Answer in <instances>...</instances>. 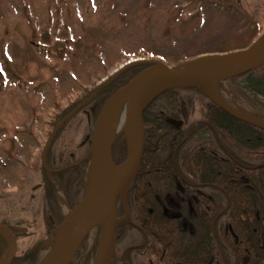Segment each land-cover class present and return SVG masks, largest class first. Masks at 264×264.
I'll return each mask as SVG.
<instances>
[{
  "label": "rangeland",
  "instance_id": "374dc122",
  "mask_svg": "<svg viewBox=\"0 0 264 264\" xmlns=\"http://www.w3.org/2000/svg\"><path fill=\"white\" fill-rule=\"evenodd\" d=\"M263 35L264 0H0V222L27 228L17 255L45 237L47 218L25 214L40 210L39 193L24 194L16 212V193L7 192L21 178H38L27 168L39 164L60 115L129 64L173 66ZM234 96L232 102L243 107ZM83 133L64 134L67 148ZM122 135L126 131L116 138ZM63 212H69L65 204ZM95 236L89 235L85 252ZM57 239L34 254L38 261Z\"/></svg>",
  "mask_w": 264,
  "mask_h": 264
},
{
  "label": "trees",
  "instance_id": "16d2710c",
  "mask_svg": "<svg viewBox=\"0 0 264 264\" xmlns=\"http://www.w3.org/2000/svg\"><path fill=\"white\" fill-rule=\"evenodd\" d=\"M256 41L240 40L232 47L217 49L211 54L244 49ZM146 67L135 66L110 85L92 90L58 118V121L63 119L66 125L62 130L69 133L84 132V144L82 149H77L76 154V158L83 159L82 170L77 171L76 198L68 197L71 178L65 180L67 187L63 188V194L72 209L81 201L84 191L86 169L92 159V136L97 113L112 93ZM227 83L243 99L250 115L264 118V65ZM94 93L96 95L91 101L71 115L77 106ZM93 109L96 111L95 116ZM83 111L90 114V121ZM194 113L197 115L194 116ZM69 115L71 117L67 120ZM143 118L145 143L141 165L142 168L146 167L145 170H150L149 178H158L173 186L174 181L180 183L179 174L187 184H213L200 188L204 193L213 192V197L211 201L205 202L211 215H199L197 236L190 233L191 224L183 229L191 234L186 235L182 227H178L176 215L166 214L162 222H158L156 235L165 246V253L162 252L165 264H264V129L228 115L204 95L200 86L161 92L144 109ZM55 141L56 138L52 146ZM155 147L161 150L152 151ZM165 148H169L170 152H164ZM176 148L178 150L175 152ZM126 156L127 141L124 136H120L112 145L113 162L118 164ZM156 168L162 170L157 171ZM183 190L185 193L187 188ZM40 205L45 213L40 215L47 218L45 225H50L52 215L47 214V211L52 206L47 201H41ZM95 233L98 235V232ZM118 233L117 229L116 236ZM136 235L142 242V236L139 233ZM120 236L125 238L124 241L131 238L125 229L120 232ZM5 249L6 243L0 237V257ZM82 249L77 252V256L85 253ZM121 250H124L123 243ZM94 253L95 249L90 255L92 262ZM33 256L16 255L12 264H31L30 261L36 259L37 255Z\"/></svg>",
  "mask_w": 264,
  "mask_h": 264
},
{
  "label": "water",
  "instance_id": "95a60500",
  "mask_svg": "<svg viewBox=\"0 0 264 264\" xmlns=\"http://www.w3.org/2000/svg\"><path fill=\"white\" fill-rule=\"evenodd\" d=\"M140 64L147 67L125 85L117 89L103 104L96 115L92 136V159L96 158L95 175L86 183L80 203L69 211L63 222L54 231L56 238L65 231L63 242L55 253L36 264H74L75 256L86 237L100 227V238L93 264H111L115 259V231L119 224L129 219V214L117 219L115 207L117 199L123 197L128 186L136 179L142 161L145 143L144 109L161 92L172 88L200 86L206 97L233 118L264 129V118L232 107L221 96L219 84L245 75L264 65V36L250 46L223 54L201 55L188 62L167 65L158 61L135 62L123 67L102 86L113 83L123 73ZM161 90L149 99L151 92ZM96 93L85 99L75 108L74 115L82 106L95 97ZM122 104L126 115L130 116L133 136L127 141V156L115 165L112 159V145L116 135L112 129V118L117 107ZM96 114V111L94 110ZM71 115L67 116V120ZM62 126L58 124L50 135L44 154ZM15 228L0 222V237L6 243L0 264H12L17 254ZM49 239L43 242L42 250L50 249ZM37 248H33V255Z\"/></svg>",
  "mask_w": 264,
  "mask_h": 264
},
{
  "label": "flooded vegetation",
  "instance_id": "af4514ba",
  "mask_svg": "<svg viewBox=\"0 0 264 264\" xmlns=\"http://www.w3.org/2000/svg\"><path fill=\"white\" fill-rule=\"evenodd\" d=\"M98 103L96 104V106L99 105ZM83 112L86 114L88 121H90V114L87 111ZM92 112L95 116L94 109L92 110ZM62 121L63 119H59V121L49 134L47 141L58 124ZM175 124L177 126L178 122ZM63 127H66V125H64V123L62 122V126L53 139L54 141L56 138L54 145H51L53 143L52 141L45 154L43 146L42 151L39 154V164L37 165V163H35L34 166L30 165V167H28L27 165L28 168L26 167L28 171H33L34 169V171L38 175V178L33 177V175L29 180H27L28 178L26 177L21 178L15 185L14 192H7L8 197H11L12 193H16V196H13V199L11 198L15 203L16 212H21V206L18 207L16 206V204H21V202L24 200V194H27L29 192H32V194H40V196L38 197L40 209L41 201H47L52 206L51 209L47 211L49 212L47 214L52 215L51 224L43 226L45 237L39 239L31 246V249L34 247L37 248L36 253H38L42 249V244L48 237H52L49 239V243L51 242V239H54V237H56L54 231L60 226L66 216L63 212V204H65V207L69 209V211L72 210L68 198L65 196V194H63V188L67 187L65 180H68L69 178L72 179L71 185L67 189L68 197L70 196L72 199H75L77 196V171L82 170L83 159L76 158V154L77 149H82V146L84 144L83 136L74 148H67V144L69 145V142L65 141L64 138L62 139V137L64 134L67 135L69 131H66L65 129L62 130ZM31 136L34 137L33 135ZM78 144L79 146H77ZM32 149L37 150V148L33 147ZM158 150L161 149L157 147L152 148V151L154 152H157ZM163 150L164 152H170L169 148H165ZM177 150L178 148H176L174 151L176 152ZM175 152H173L174 155ZM25 158L28 161L29 157L25 156ZM121 162H119L118 164L115 163V165H119ZM145 169L146 167L142 168V165H140L136 179L128 186L123 197L117 199L115 207V214L117 219L125 217L126 214H129V219L119 224L116 228V230H119V233L116 236L115 231V259L111 264H165L164 254L162 253L163 251L165 253V246L160 243L161 238L158 239L159 236L156 235L158 222L160 221L161 223L162 220L166 217V214H171L173 217H175L176 215L178 216V219H176L175 221H177L178 227L181 226L182 231L185 232L183 229L187 228L189 224H191L189 228V230L191 231L190 233H194L197 236L199 215H208L207 217L211 215L209 209H207L208 206L205 204V202L212 200L213 192L204 193L200 188L213 184L199 182H195L192 185L191 183L187 184L188 182L185 183L182 177H180L177 172L176 174H178L180 183L174 181V183L172 182L173 186H169L170 182H165L153 177L149 178L150 170ZM156 170L161 171L162 168H156ZM138 178L139 180L137 181ZM85 186L86 181L84 178V190ZM185 187L187 188V190L185 193H183V189H185ZM59 194L61 195L62 199L60 198ZM11 199L9 198V200ZM61 201L63 203H61ZM17 208L19 209L17 210ZM25 211V214H45L42 209L39 211L36 210L34 212L30 210ZM54 216L57 221L55 220ZM8 226L10 225L8 224ZM11 227L15 228L13 233L16 236L17 241L20 235H29L27 232V228L19 227V225H14ZM124 229L127 232V235L131 237L127 241H124L125 238L120 236V232ZM100 230L101 228L97 227L93 231L94 233L98 232V235L95 233L96 244L94 243L93 245H91L93 246L92 250H87L84 254H81V256H77L76 254L75 262H77V264H93V262L90 260V255L91 252H94V249L98 245ZM136 233H139L142 236V242L136 235ZM185 233L186 235H191L188 232ZM89 235H91V233ZM88 237H86V239L83 241L78 252H80L82 246H85ZM121 243H123L124 245L123 251H120ZM124 243H127L128 245H125ZM82 251L84 250L82 249ZM29 252L28 256L30 257ZM94 257L95 256H93V258ZM37 261L38 259L36 258L34 264H36Z\"/></svg>",
  "mask_w": 264,
  "mask_h": 264
},
{
  "label": "bare ground",
  "instance_id": "6f19581e",
  "mask_svg": "<svg viewBox=\"0 0 264 264\" xmlns=\"http://www.w3.org/2000/svg\"><path fill=\"white\" fill-rule=\"evenodd\" d=\"M220 87H223V86L221 84H219V88ZM161 88L162 87L155 88L151 92V94L149 96V99L153 98L156 94H158V92L161 90ZM112 129H113L114 135H116L117 133H119L121 131H126L129 140L133 136V126H132V123H131V120H130V116L125 114L122 104H120L117 107V109L115 111V114H114V116L112 118ZM96 166H97V162H96V158H94V160L92 161V163H91V165H90V167L88 169V179H86L87 183L89 182V180L91 178L94 177ZM64 233H65V231H61V233H60V235H59V237H58V239L56 241V244H54L53 248L49 251V253H47V256L45 257V259H47L50 255H52L53 253H55L57 251V249L59 248V246L63 242Z\"/></svg>",
  "mask_w": 264,
  "mask_h": 264
}]
</instances>
